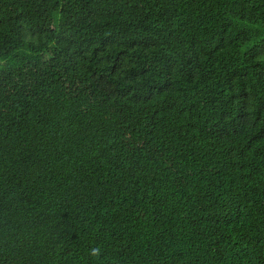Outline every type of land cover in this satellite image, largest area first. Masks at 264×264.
I'll use <instances>...</instances> for the list:
<instances>
[{
    "label": "trees",
    "instance_id": "trees-1",
    "mask_svg": "<svg viewBox=\"0 0 264 264\" xmlns=\"http://www.w3.org/2000/svg\"><path fill=\"white\" fill-rule=\"evenodd\" d=\"M0 264H264V0H0Z\"/></svg>",
    "mask_w": 264,
    "mask_h": 264
}]
</instances>
